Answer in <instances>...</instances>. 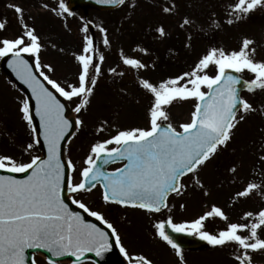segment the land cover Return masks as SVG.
<instances>
[{
  "label": "snow or ice",
  "instance_id": "snow-or-ice-1",
  "mask_svg": "<svg viewBox=\"0 0 264 264\" xmlns=\"http://www.w3.org/2000/svg\"><path fill=\"white\" fill-rule=\"evenodd\" d=\"M95 3L121 11L120 27L125 22L134 25L133 17L141 8L140 0H95ZM149 3L165 15L180 13L178 0H149ZM3 7L14 13L20 32L12 38L0 36V58L10 57L8 67L30 90L40 123L39 126L34 123L30 100H19L18 113L29 132V142L21 149V155H27V159L0 153V170L10 174L0 175V264H25V250L30 248L43 249L54 258L75 257L77 264H82L86 253L94 252L102 258L112 250L113 243L128 264H154L143 254L130 255L119 230L103 211L94 210L83 197L98 190L108 210L117 208L125 213L134 210L149 218L163 217L165 210L171 212L175 207L170 198L184 197L190 189L205 197L211 194L202 174L226 153L235 159L224 171L231 183H237L245 170V147L238 146V134L250 117L264 120V99H257L264 96V59L256 58L257 41L244 37L238 49L210 45L189 70L155 82L144 75L155 70V63L130 56L121 47L116 66H109L107 75L124 77L132 73L137 77L136 87L148 99L145 123L120 127L112 117L98 119L93 133L98 138L90 144L78 167L72 159L62 158V146L70 143L67 138L74 131L83 130L84 117L96 100L98 82L105 78L104 49L112 47L109 29L95 25L100 34L97 42L90 31L92 22L80 18L81 48L73 54L76 71L72 80L61 81L54 78L55 66L42 61L45 45L34 25L28 23L34 17L29 15L26 19L25 9L12 0H5ZM40 8L60 18L66 28L68 18L76 15L66 0L44 2ZM258 12H264V0H231L225 7V22L232 26L250 20ZM215 15L210 14L207 28L196 25L188 14L182 17L179 26L188 32L186 48H192L193 31L207 34L219 29L220 21ZM7 31L5 14L0 18V33ZM154 32L158 38L167 35L163 25L156 26ZM132 51L148 55V49L139 45ZM243 92L248 96L242 95ZM179 104H190L192 110L187 121L174 125L171 109ZM69 105H74L71 107L76 114L74 119L65 115ZM257 131L259 141L253 140L249 145H255L256 149L249 154L253 159L246 170V182L235 192L234 199L256 196L261 206L243 212L235 222L216 204L192 220L175 221L168 215L155 222L154 239L170 247L176 264L187 261L183 246L172 233L198 237L213 249L228 252L233 264H264V124ZM41 135L46 158L32 154L33 148L41 144ZM114 163L123 166L108 171L105 166ZM215 167L220 171L218 163ZM12 174L24 178L17 179ZM66 191L73 205L110 232L86 222L80 212L73 211L65 202L69 198ZM179 207L183 211L186 205L181 203ZM210 219L219 220L224 226L208 231L205 222ZM48 264H56V260L49 259Z\"/></svg>",
  "mask_w": 264,
  "mask_h": 264
},
{
  "label": "rangeland",
  "instance_id": "rangeland-1",
  "mask_svg": "<svg viewBox=\"0 0 264 264\" xmlns=\"http://www.w3.org/2000/svg\"><path fill=\"white\" fill-rule=\"evenodd\" d=\"M12 2L20 4L25 9L26 19L29 15L34 17V20H28V23L34 25L45 45L42 61L55 66L54 78L61 81L66 78L72 80L76 71L73 54L79 53L81 48L82 33L79 29L82 21L80 18L83 17L85 22H92L90 31L95 35L97 42L100 40V34L95 25L102 24L109 29L112 47L104 49L107 56V61L103 66L105 78L98 82L96 100L91 112L84 117L85 126L83 130L75 131L66 149V160L72 159L78 167L88 152L90 144L98 138L93 134L98 119L112 117L120 127L143 126L145 123L144 116L148 107V99L137 89L135 83L137 77H134L132 73L124 77L107 75L108 67L116 66L117 53L121 47L130 56L142 58L150 64L155 63V70L144 72V75L154 82L189 70L197 57L203 54L210 45L222 46L226 49H238L244 37L254 38L257 41L258 55L256 58L264 59V47H259V45L264 44V17L262 12L253 15L250 20L229 26L225 22V7L231 3V0H178L180 4L179 15L162 14L158 8L149 3V0H140L141 8L133 17L134 25L131 22H125L123 27H120L121 11L75 8L71 11L76 15L68 18L67 28L60 18L40 8L41 3L51 2V0H12ZM4 3L5 0H0V18L5 14L7 15L8 31L0 33V36L12 38L19 34L20 26L14 13L6 12L3 7ZM187 4H191L192 7H186ZM211 13H215V18L220 21L219 29L210 30L207 34L193 31L192 48H186L188 32L179 26L182 17L188 14L195 20L196 25H203L207 28ZM158 25H163L166 30L167 35L164 38H158L154 32V28ZM117 28H120L119 32L116 31ZM51 45L56 47L53 48ZM136 45L147 48L148 55H142L139 51L133 52L132 48ZM60 49H63V52ZM121 90L126 94H123ZM243 95L248 96V94ZM23 98V94L13 87L5 75L0 72V153L27 159V155H21V149L29 142V132L18 113V101ZM257 99H264V96H258ZM69 106L73 107L74 105ZM191 110L190 104H179L173 107L171 109L172 123L178 125L187 121ZM116 112L119 113L118 116L115 115ZM261 124H264V120L259 116L250 117L242 125L238 134V146L243 145L245 147L243 153L245 170L241 172L237 183H231L227 179L228 173L224 171L228 164L235 159L234 156L226 153L219 158L218 162H214L213 167L202 174L211 194L205 197L200 191L190 189L184 197L170 198V203L175 204V207L171 212L165 210L163 217L157 215L149 218L134 210H128L126 213L117 208L108 210L103 206L98 190H94L90 196L85 195L83 197L84 202L94 210L104 212L107 219L119 230L123 244L130 255L143 254L152 259L154 264H176V258L170 247L154 239L153 224L155 222L165 219L168 215H172L175 221L192 220L203 215L212 204L223 208L230 219L235 222L243 212L255 210L261 206L259 198L256 196L247 200L241 198L237 201L234 199L235 192L244 186L243 182H246V170L253 159L249 154L256 149L255 145H249L253 140L259 141L257 129ZM37 152L39 153V150L35 146L32 154L36 155ZM216 163H218L220 171L216 170ZM72 175L77 176L76 173H72ZM181 203L186 205L183 211L179 207ZM205 223L208 231H216L224 226L223 222L219 220L210 219ZM121 256L123 257V255ZM184 256L187 264H233L228 252L212 247L196 251L184 250ZM123 259L127 262L124 257ZM256 259L259 261L260 258L257 257ZM33 262L35 264H48L41 255H34ZM82 264L93 263L84 262Z\"/></svg>",
  "mask_w": 264,
  "mask_h": 264
},
{
  "label": "water",
  "instance_id": "water-1",
  "mask_svg": "<svg viewBox=\"0 0 264 264\" xmlns=\"http://www.w3.org/2000/svg\"><path fill=\"white\" fill-rule=\"evenodd\" d=\"M68 4H69L70 9H73L75 7H80V8L90 7V8L96 9V10H100V11L112 10L108 6L96 4L95 0H68ZM25 58L28 59L30 63H33L31 58H29L28 56H26ZM9 59H10V57H5V58L0 59V70L7 76V78L12 82V84L14 86H16L24 94L25 98H28L30 100V103H31L32 109H33L34 123L37 126H39V123H40L39 117L35 116V100L32 99L31 92L27 88V86L22 84L17 79L15 73H13L12 70L8 67ZM33 70H35V69H33ZM61 102L65 103L62 99H61ZM71 114L72 113L70 111V108L66 107L65 115L67 117H69L70 119H72ZM73 133L67 138L68 140L71 138ZM40 140H41V144L37 145L39 148V153H40L39 155L42 158H46L47 157V149H46V147L43 146L42 135L40 136ZM65 146H66V143L62 146L64 152H65ZM62 158L65 160L64 154H63ZM107 166H109V165H107ZM107 166H105V167H107ZM0 175H10V174L0 170ZM12 175H15L17 179H23L24 178V176L21 174H12ZM65 196L68 197L67 191L65 192ZM65 202L69 204V207L73 211L80 212L81 215H83L85 217L86 222L95 223V224H97L98 227L104 228V230L110 232V230L106 229V227L104 225H101L96 219L88 216L86 213L83 212V210L75 207L69 201L68 198L66 199ZM172 235H173L174 239H176L177 242H179L183 246V248L187 249V250H189V249H203L207 246V243L204 241H200L199 238H193L191 236H187L184 234L172 233ZM33 254H40V255L44 256L47 260L54 259V260H56V263L70 262L72 264H77L75 257L65 256V257H61V258H54L51 256L50 253H47L43 249H31V248L25 250V256H26L25 264H32L31 258H32ZM84 261H92L95 264H127L125 262V260L122 258V256L120 255V253H119V251H118V249L114 243H113L112 250L104 253L102 258L97 257L94 252H89V253H86L85 256L82 258V262H84Z\"/></svg>",
  "mask_w": 264,
  "mask_h": 264
},
{
  "label": "flooded vegetation",
  "instance_id": "flooded-vegetation-1",
  "mask_svg": "<svg viewBox=\"0 0 264 264\" xmlns=\"http://www.w3.org/2000/svg\"><path fill=\"white\" fill-rule=\"evenodd\" d=\"M245 78H248V76L246 75Z\"/></svg>",
  "mask_w": 264,
  "mask_h": 264
}]
</instances>
